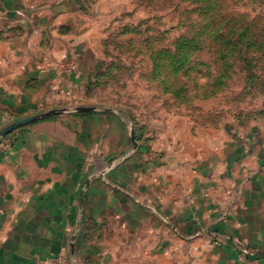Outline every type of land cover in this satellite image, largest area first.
<instances>
[{"label": "crops", "instance_id": "crops-1", "mask_svg": "<svg viewBox=\"0 0 264 264\" xmlns=\"http://www.w3.org/2000/svg\"><path fill=\"white\" fill-rule=\"evenodd\" d=\"M80 11L0 0V264H264V154L250 141L187 140L154 160L104 111L1 135L89 82Z\"/></svg>", "mask_w": 264, "mask_h": 264}, {"label": "rangeland", "instance_id": "rangeland-1", "mask_svg": "<svg viewBox=\"0 0 264 264\" xmlns=\"http://www.w3.org/2000/svg\"><path fill=\"white\" fill-rule=\"evenodd\" d=\"M80 10L95 60L65 113L121 116L131 150L143 142L154 160L187 140L250 141L264 154V0H80Z\"/></svg>", "mask_w": 264, "mask_h": 264}, {"label": "water", "instance_id": "water-1", "mask_svg": "<svg viewBox=\"0 0 264 264\" xmlns=\"http://www.w3.org/2000/svg\"><path fill=\"white\" fill-rule=\"evenodd\" d=\"M78 112H87V111H92L91 109L89 108H78L77 110ZM65 112H68L67 110H63V109H57V110H50V111H46V112H42L38 115H35L33 117H29V118H26V119H23V120H20L16 123H14L13 125L9 126L8 128L4 129L2 132H1V135L2 136H5L7 135L8 133H10L11 131L17 129V128H21L23 126H26L30 123H33L35 121H38V120H43V119H46V118H49L51 116H54V115H57V114H63Z\"/></svg>", "mask_w": 264, "mask_h": 264}]
</instances>
